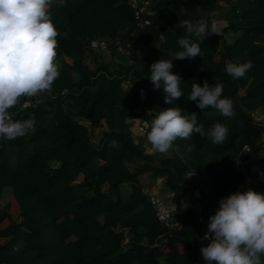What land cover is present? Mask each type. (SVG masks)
<instances>
[{
  "label": "trees",
  "instance_id": "1",
  "mask_svg": "<svg viewBox=\"0 0 264 264\" xmlns=\"http://www.w3.org/2000/svg\"><path fill=\"white\" fill-rule=\"evenodd\" d=\"M219 3L226 7L220 10ZM48 11L58 32L59 76L34 106L21 108L25 100L35 101L22 98L9 109L14 121L34 115L35 131L0 137V201L8 187L19 212L0 242V264L205 263L194 239L199 218L213 215L219 200L247 177V190L264 193L262 125L253 116L264 108V0H150L149 12L140 17L127 0H64L63 6L52 0ZM212 11L220 14L223 32L200 43L202 58H173L171 71L181 76L183 96L166 104L163 85L156 89L149 78L150 65L180 50L177 40L187 35L181 21L208 18ZM96 38L108 42L112 55L124 49V58L91 68L87 55L100 57L89 48ZM248 60L252 68L243 77L224 71L229 61ZM205 80L223 84L222 98L232 101L233 115L212 107L201 111L188 100L191 85ZM167 107L195 112L205 131L225 124L227 139L214 144L196 133L177 138L171 155L154 165L128 119ZM103 123L109 130L91 142L90 129ZM145 173L163 178L171 193L172 224L157 220L140 180ZM10 209L9 202L0 206V231Z\"/></svg>",
  "mask_w": 264,
  "mask_h": 264
},
{
  "label": "clouds",
  "instance_id": "2",
  "mask_svg": "<svg viewBox=\"0 0 264 264\" xmlns=\"http://www.w3.org/2000/svg\"><path fill=\"white\" fill-rule=\"evenodd\" d=\"M64 0H59L63 6ZM52 0H0V137L9 140L35 131L34 115L23 121H14L9 109L22 98L35 97L51 91L59 71L54 63L58 32L49 15ZM219 13L212 11L208 18L192 22L181 21L187 35L179 38L180 50L170 59H158L150 65L149 78L154 88L163 85L166 104L182 98L181 76L173 73V58L193 60L202 58L200 43L210 35L220 36L223 22ZM195 38V40L193 39ZM252 68L251 60L244 63L229 61L224 71L240 78ZM221 82L211 85L194 82L188 100L194 101L202 111L212 107L225 117L233 115L232 101L223 97ZM27 107V104H25ZM147 141L152 152L165 154L173 149L177 138L187 139L193 133L207 136L214 144H222L229 129L223 123H214L205 131L197 114H182L180 107H167L144 124ZM207 240L200 253L206 264H264V193L248 189L234 191L219 200V206L209 216Z\"/></svg>",
  "mask_w": 264,
  "mask_h": 264
},
{
  "label": "rangeland",
  "instance_id": "3",
  "mask_svg": "<svg viewBox=\"0 0 264 264\" xmlns=\"http://www.w3.org/2000/svg\"><path fill=\"white\" fill-rule=\"evenodd\" d=\"M225 7H226L225 4L219 3L218 8L220 10L224 9ZM233 38H234L233 36L225 34V39L227 41H232ZM106 44H107L106 48L94 50L95 53L99 54V56H100L99 60H95L90 53L87 55L86 62L91 68L94 67L98 63L100 64V62L103 61V60L104 61L108 60L112 64H115V63L120 62L124 58V56L126 54V51L124 49L119 48V49H117L116 53L114 55H112L111 54V50L108 48V42L107 41H106ZM124 87H126V85H124ZM140 112H138L135 115V117H133L131 119H128V121L130 123V127H131L130 129L132 130V132H131L132 136H133V138H134V140L136 142H138L140 144H144V146L147 149V151H145V152L151 154L152 157H153V160H152L153 164L154 165H158L161 160H163L166 157L170 156L171 152L168 151L165 154H160L158 152L154 153L151 150V145L147 141V138H145V137H143V136H141L139 134L136 135V131H134V129H133L134 128V124L133 123H135V121H137L138 117H140V116L143 117L144 114H142ZM253 116L255 117L256 120H258L260 122H263V120H264V108H262L261 110L258 109L257 111H255L253 113ZM108 130H109V126L107 124H105V123H103V126L100 127V128L90 129V131H91L90 132V140H91V142L97 143L100 140V138L102 136V133L104 131H108ZM263 155H264V150H263V152H261L259 154V156H263ZM136 164L137 163L134 162V163H130L129 165L131 167H134V166H136ZM257 164H258V162H254L252 164V166L250 168L251 171H254V170L257 169ZM237 165L240 166L239 163ZM140 180L143 182L144 187L147 188V191H148V188H151V189H149V191H151L152 188L156 185V182L158 181V186L156 187L155 190L159 194H161L162 196H164V195L171 196V193H167L168 190L166 191V188H165V186L163 184L164 183L163 178L154 177V176H152L149 173H145L144 175H142L140 177ZM205 181L207 183L209 182L207 177H205ZM248 184H249V182H247V186H248ZM247 186H246V188H247ZM246 188H245V191L247 190ZM7 202L10 203V208H11L10 209V220L7 221L4 225H2V230L0 231V242H3L4 240H6L8 238V235L5 232L7 231V229H8L7 227L10 225V222L19 220V218H18L19 212H18V209H17V207H16V205L14 203V200L12 198L11 191H10V189L8 187H5L3 189V192H2V200L0 201V206L5 204V203H7ZM2 233H5L6 235L5 234L2 235ZM162 264H165V263L162 262Z\"/></svg>",
  "mask_w": 264,
  "mask_h": 264
},
{
  "label": "built area",
  "instance_id": "4",
  "mask_svg": "<svg viewBox=\"0 0 264 264\" xmlns=\"http://www.w3.org/2000/svg\"><path fill=\"white\" fill-rule=\"evenodd\" d=\"M128 3L131 5V7L134 9V13L136 17H140L144 13L149 12V5L150 0H127ZM145 23H148V21H145ZM107 47L106 40L102 38H96L89 42V48L93 50L97 49H104ZM138 95L143 101L145 99V92L143 88H138ZM39 94L34 97L35 101L32 100H25L21 108H28L31 106H34L39 100ZM25 104H27V107H25ZM155 115L149 114L148 116L138 117L137 121H135L134 131H136V135H141L146 138L145 130H144V124L145 123H151V120L154 118ZM262 125V137L260 139L262 145L264 146V120L261 122ZM249 147L247 145L243 146V151H248ZM247 182H250V177H247L245 179V182L239 184L234 190H231L227 193V196L234 192V191H245V188L247 186ZM247 189V188H246ZM148 200L153 207L157 220L159 223L164 225L172 224V217L175 213L176 207L174 203L171 202V198H164L161 194H159L157 191H148L147 192ZM209 222L208 218H199V223L197 225L198 230L194 234L195 242L198 246L207 245L208 241L201 239L204 234L207 232V225ZM200 264H206L200 263Z\"/></svg>",
  "mask_w": 264,
  "mask_h": 264
},
{
  "label": "crops",
  "instance_id": "5",
  "mask_svg": "<svg viewBox=\"0 0 264 264\" xmlns=\"http://www.w3.org/2000/svg\"><path fill=\"white\" fill-rule=\"evenodd\" d=\"M262 109V108H261ZM261 109H259V110H261ZM142 143V142H141ZM145 149H146V147L144 146V144H141ZM146 151H147V149H146ZM142 182V181H141ZM143 183V182H142ZM144 185V184H143ZM158 186V181L156 182V185L152 188V190H154V191H156L155 189H156V187ZM161 187V186H160ZM149 189H151V188H148V191H149ZM151 190V191H152ZM164 190V189H163ZM144 191L147 193L148 191H147V188H145L144 187ZM167 191V190H166ZM167 193H170V192H168L167 191ZM162 197H164V198H171V196H168V195H164V196H162Z\"/></svg>",
  "mask_w": 264,
  "mask_h": 264
}]
</instances>
